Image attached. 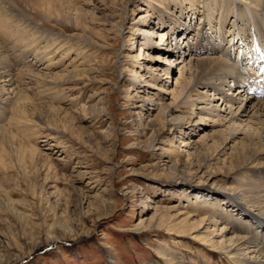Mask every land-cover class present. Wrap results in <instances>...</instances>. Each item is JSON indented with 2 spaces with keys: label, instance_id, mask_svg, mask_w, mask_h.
<instances>
[{
  "label": "rangeland",
  "instance_id": "1",
  "mask_svg": "<svg viewBox=\"0 0 264 264\" xmlns=\"http://www.w3.org/2000/svg\"><path fill=\"white\" fill-rule=\"evenodd\" d=\"M79 2L86 11L82 22L98 45L64 57L49 55L33 69L40 79L58 76L63 81L52 105L58 107L57 118L75 133L59 140L44 134L36 137V146L50 160L42 153L31 155L15 143L4 157L0 165V264H219L223 255L205 254L210 248L203 244L202 230L194 226L200 216L188 224L174 214L181 208L193 211L199 200L197 185L221 190L224 173L212 166L204 177L185 175L180 165L173 169L171 165L184 163L187 153L194 165L195 154L204 153L195 141L204 136L208 151L215 154L217 137L224 135L228 124L199 119L198 105L180 113L173 109L180 69L163 53L155 58L158 51L146 47L149 41L155 48L166 44L165 52L175 49L157 37V31L168 33V26L155 30L154 36L149 32L150 23L159 22L155 12L146 15L153 12L149 6L157 14L165 10L158 0ZM164 17L168 20L166 13ZM203 19L202 13L190 19L191 32L203 26ZM181 20L189 23V17ZM141 22L144 34L133 30ZM117 23L122 24L120 33ZM45 27L60 32L59 27ZM69 28L70 34L81 31ZM32 84L34 101L47 97L40 92L44 87ZM249 105L241 114L242 126L254 114L262 117L260 108ZM182 183L191 188L183 191ZM159 212L173 217L162 218ZM180 225L183 231L177 232Z\"/></svg>",
  "mask_w": 264,
  "mask_h": 264
},
{
  "label": "bare ground",
  "instance_id": "2",
  "mask_svg": "<svg viewBox=\"0 0 264 264\" xmlns=\"http://www.w3.org/2000/svg\"><path fill=\"white\" fill-rule=\"evenodd\" d=\"M79 1L0 0V165L13 149V143L19 149H28L31 155L42 153L50 160L36 146V137L44 134L59 140L75 133L71 125L57 118L58 107L52 105L58 100V86L63 81L58 76L40 79L33 69L49 55L61 53L64 57L70 51L84 52L98 45L82 22L86 11ZM158 3L165 10L157 14L158 10L149 6L153 12L146 15L155 12L159 21L150 23L152 31L149 32L154 36L155 30L168 26L169 32L157 31V37L164 38L167 45H174L175 51L165 52L166 44L155 48L149 41L146 47L158 51L155 58L163 53L170 64L174 62L180 69L177 90L172 96L173 109L180 113L198 105L199 119L228 124L224 135L217 137L219 147L214 150L215 154L208 151L204 136L195 141L194 145H200L204 153L195 154L194 165L190 153L184 163L171 165V169L180 165V172L185 175L200 177L217 166L224 173L225 181L221 190L197 185L199 200L194 202L193 211L181 208L174 216L183 223L200 216L194 226L202 230L203 244L210 248L205 254L211 256L209 251L223 255L224 260L217 259L222 260L219 264H264V0H158ZM198 13L204 17L203 26L199 24L191 32L190 19ZM124 14L122 9L121 16ZM184 16L189 17V23L181 22ZM48 24L59 27L60 32L50 31L45 27ZM69 24L81 31L67 33ZM144 25V22L134 25L133 30L144 34ZM116 27L120 33L122 24ZM215 28L217 31H213ZM187 52L194 55L187 57ZM28 55L35 61L27 59ZM255 63L262 66L263 72L258 74ZM30 76L34 79H28ZM226 80L230 84L225 89ZM33 82L37 87H44L40 92L48 94L47 97L39 95V102L30 93ZM216 93L221 96L217 97ZM40 98L46 100L40 101ZM250 103L261 111V118L255 114L250 117V123L254 122L256 127L250 123L242 126L241 114L246 113ZM224 110H228L227 114H223ZM181 187L183 191L191 188L184 187L183 183ZM160 214L162 218L173 217L169 213ZM176 230L182 232L183 226Z\"/></svg>",
  "mask_w": 264,
  "mask_h": 264
}]
</instances>
